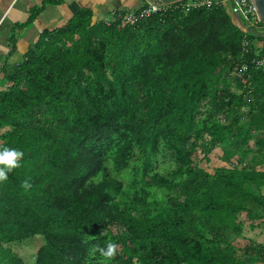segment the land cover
<instances>
[{
	"label": "trees",
	"instance_id": "obj_1",
	"mask_svg": "<svg viewBox=\"0 0 264 264\" xmlns=\"http://www.w3.org/2000/svg\"><path fill=\"white\" fill-rule=\"evenodd\" d=\"M187 1L132 24L81 11L5 75L0 148L24 156L0 182V264L35 236L34 264H264V243L233 244L242 214L264 226V71L233 74L261 37L228 2Z\"/></svg>",
	"mask_w": 264,
	"mask_h": 264
},
{
	"label": "crops",
	"instance_id": "obj_2",
	"mask_svg": "<svg viewBox=\"0 0 264 264\" xmlns=\"http://www.w3.org/2000/svg\"><path fill=\"white\" fill-rule=\"evenodd\" d=\"M144 3L143 0H0V91L8 85L5 75L23 62L30 47L43 34L64 27L81 11H89L93 23L110 22L118 19V14L139 10ZM220 167L223 166L217 168ZM261 191L264 195V187ZM263 227L258 225L261 233L256 234L257 244L264 243ZM248 228L252 230L249 225Z\"/></svg>",
	"mask_w": 264,
	"mask_h": 264
},
{
	"label": "built area",
	"instance_id": "obj_3",
	"mask_svg": "<svg viewBox=\"0 0 264 264\" xmlns=\"http://www.w3.org/2000/svg\"><path fill=\"white\" fill-rule=\"evenodd\" d=\"M225 2L231 4L233 7V14L242 19L248 29L254 30V32L259 34L261 37L260 40H256L254 43V57L249 61L236 66L233 70V74L244 76L251 69L254 71H264V25L258 21L252 0H190L182 4L180 7L185 11H188L191 8H198L202 6L211 7ZM169 6L146 3L144 8L141 7L137 11H129L123 14H118L116 17L123 20L127 24H132L138 20L148 18L151 15L160 12L163 8ZM248 44L249 43L247 41H244V51H248Z\"/></svg>",
	"mask_w": 264,
	"mask_h": 264
},
{
	"label": "rangeland",
	"instance_id": "obj_4",
	"mask_svg": "<svg viewBox=\"0 0 264 264\" xmlns=\"http://www.w3.org/2000/svg\"><path fill=\"white\" fill-rule=\"evenodd\" d=\"M108 17V16H107ZM107 21V20H106ZM109 22V21H107ZM8 129H1L0 134L5 133ZM222 156V151L219 148H214L213 151L208 155V160L203 158V155L201 153H198V157L196 158L198 161L199 166L204 168L205 170H210V172H213L215 169H217L218 166H223L226 168L228 164L222 162L220 160ZM250 159V156L246 158V161ZM235 160V159H234ZM158 169H160L161 172H166L172 169L173 165L172 163L164 158L162 159L159 157V162L157 164ZM228 167V166H227ZM120 180H122L124 183L127 182V180H124L122 175L118 176ZM243 221V233L241 236L237 238H233V244L237 248H242L243 246L248 244V241H253L256 239L257 232L261 231L258 228V226H255L258 222L253 223V227L251 231H249L248 225L249 221L246 220L244 217V214L240 216V219ZM264 230V227H263ZM260 240V237H258L257 241ZM257 243V242H255ZM44 244V240L41 236H35L33 238L26 239L24 241H21L17 244H10V246L13 248V252L17 253L25 262V264H34V258L37 250ZM104 264V263H103Z\"/></svg>",
	"mask_w": 264,
	"mask_h": 264
},
{
	"label": "clouds",
	"instance_id": "obj_5",
	"mask_svg": "<svg viewBox=\"0 0 264 264\" xmlns=\"http://www.w3.org/2000/svg\"><path fill=\"white\" fill-rule=\"evenodd\" d=\"M24 153L18 149L10 147L0 148V182H4L8 179V173L14 169L20 167V161L23 158ZM21 187L28 191L31 189L32 184L29 180L22 182ZM93 252H99L100 256L106 261L113 260L118 252V245L111 241H106L104 247L94 246Z\"/></svg>",
	"mask_w": 264,
	"mask_h": 264
},
{
	"label": "water",
	"instance_id": "obj_6",
	"mask_svg": "<svg viewBox=\"0 0 264 264\" xmlns=\"http://www.w3.org/2000/svg\"><path fill=\"white\" fill-rule=\"evenodd\" d=\"M143 1L148 2L149 4H163L165 6H169L184 0H143ZM252 2L258 21H260L264 25V0H252ZM234 17L237 18L238 22H240L238 16H234Z\"/></svg>",
	"mask_w": 264,
	"mask_h": 264
}]
</instances>
